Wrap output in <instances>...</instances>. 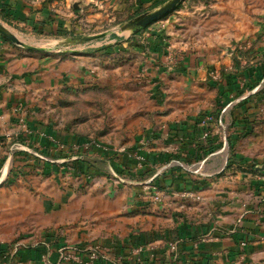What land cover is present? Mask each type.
Listing matches in <instances>:
<instances>
[{
    "label": "crops",
    "instance_id": "crops-1",
    "mask_svg": "<svg viewBox=\"0 0 264 264\" xmlns=\"http://www.w3.org/2000/svg\"><path fill=\"white\" fill-rule=\"evenodd\" d=\"M169 1L0 0L14 35L68 38L0 33V264H264V0L127 26ZM115 15L127 35L83 33ZM91 246L106 257L63 259Z\"/></svg>",
    "mask_w": 264,
    "mask_h": 264
},
{
    "label": "rangeland",
    "instance_id": "rangeland-1",
    "mask_svg": "<svg viewBox=\"0 0 264 264\" xmlns=\"http://www.w3.org/2000/svg\"><path fill=\"white\" fill-rule=\"evenodd\" d=\"M115 20H116V15H115V19L109 17V18H104V20H100L98 22L97 21L91 22V23H88L87 25L83 26L82 31H83V33H86V35H89L88 33H91V32H100V31L106 32V31H113L114 30L118 33H124L122 35H127L129 32H121V30H120V26L122 24H124V22H115ZM5 24L22 41L24 40L28 43L37 45L39 47H44L46 49L56 48L58 46H61V47L67 46L65 41H67L68 38H56V37H52V36L34 37V36L27 34L26 32H23V31L16 29V27H14L10 24H7V23H5ZM98 41H100V39L94 40L93 44H96ZM263 90H264V88H263ZM35 152H37V151H35ZM35 157L37 158L38 156H34V158ZM37 170H38V168H37ZM35 176H36V174L32 176V192H33V195H38V193H39V181L36 179ZM52 185L54 188L57 186L55 182L52 183L51 186Z\"/></svg>",
    "mask_w": 264,
    "mask_h": 264
},
{
    "label": "built area",
    "instance_id": "built-area-1",
    "mask_svg": "<svg viewBox=\"0 0 264 264\" xmlns=\"http://www.w3.org/2000/svg\"><path fill=\"white\" fill-rule=\"evenodd\" d=\"M264 88V79L261 81V83H259L258 86H256L253 90H252V93L254 92H257L261 89ZM218 119H215V116L213 114H208L205 119L202 121L203 124H208L212 121H217ZM218 125H217V128L219 130V133L221 135V139H222V143L224 144L223 145V148H222V151H224L226 148H228L229 146V126L224 122V120L220 119L218 120ZM211 133L209 130H206L203 132V138L204 139H209L211 137ZM202 165L198 166V169L201 168ZM161 196H160V192L157 191L156 195H155V199H160ZM196 199L200 200L201 197L200 196H197ZM210 240H212L211 238H209ZM171 247L172 248H175L177 247V243H172L171 244ZM151 247H146L145 245H137L135 246L133 249H132V253L135 254V255H142L143 252L145 250H150ZM87 251H89V258H90V261H93V262H96L98 261L100 258H105L106 255L102 252V247L100 246H91V247H88V248H78L76 249V252H74L73 254H66L63 259H75V260H78V259H81V257L84 255V253H86ZM48 264V263H47Z\"/></svg>",
    "mask_w": 264,
    "mask_h": 264
},
{
    "label": "water",
    "instance_id": "water-1",
    "mask_svg": "<svg viewBox=\"0 0 264 264\" xmlns=\"http://www.w3.org/2000/svg\"><path fill=\"white\" fill-rule=\"evenodd\" d=\"M183 0H171L163 7L150 11L137 19L133 20L131 23L127 24L128 27H132L134 29H143L147 27L150 23L154 22L155 20L162 18L168 15L171 11H173ZM126 26V27H127ZM0 33L8 38L9 40L27 47L29 49H38L35 46L29 45L28 43L20 40L16 35L9 32L3 25L0 23ZM102 35H92V36H75L71 39V42H87L94 40L96 38L101 37Z\"/></svg>",
    "mask_w": 264,
    "mask_h": 264
},
{
    "label": "trees",
    "instance_id": "trees-1",
    "mask_svg": "<svg viewBox=\"0 0 264 264\" xmlns=\"http://www.w3.org/2000/svg\"><path fill=\"white\" fill-rule=\"evenodd\" d=\"M142 30V29H139V31ZM263 92V89L262 90H259V92ZM229 145H230V142H229ZM87 254V256L89 257V251H87L86 253H84L83 257H85V255Z\"/></svg>",
    "mask_w": 264,
    "mask_h": 264
}]
</instances>
